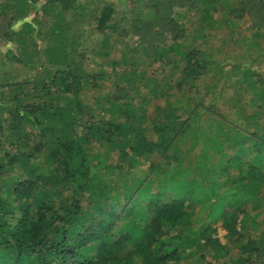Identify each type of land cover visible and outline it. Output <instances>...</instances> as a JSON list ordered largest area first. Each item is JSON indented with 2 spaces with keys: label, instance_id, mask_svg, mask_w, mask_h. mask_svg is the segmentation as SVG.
<instances>
[{
  "label": "trees",
  "instance_id": "16d2710c",
  "mask_svg": "<svg viewBox=\"0 0 264 264\" xmlns=\"http://www.w3.org/2000/svg\"><path fill=\"white\" fill-rule=\"evenodd\" d=\"M140 1L135 0L136 4ZM13 2L9 4L13 13L0 30V38L9 43L5 61L23 70L28 65L36 68L38 62L44 76L35 81L9 74V83L0 85L13 92L8 108L0 101V114L4 110L9 114V152L0 154V264H188V259L202 264L221 260L264 264V237H250L247 223V204L256 207L257 201H264V80L257 71L232 66L241 76L240 84L248 81L254 94L248 121L252 130L228 125L229 130L218 127L213 134H205L213 149L219 143L233 151L239 147L232 156L220 155L214 178L224 189L222 197L210 202L206 196L221 191L214 192L211 183L201 184L209 172L201 165L202 155L194 171L189 170L202 171L197 180L181 166L159 167L153 157L178 161L174 149L191 123L203 113H214L213 101L207 107L203 100L174 101L148 113L149 101L141 89L151 87L155 96L165 95L159 83L149 78V66L139 69L134 62L130 71L118 74L119 63L113 62L114 94L106 96L108 108L101 107L112 118L85 117L79 95L90 77L71 62L79 41L68 31V17L77 12L76 0L39 4L21 0L16 7ZM148 3L152 14H134L129 30H120L113 5L104 4L93 15L95 29L102 35V45H108L114 33L119 37L145 34L153 64L170 66L171 75H179L174 86L181 93L191 92L210 68L220 67L200 46L186 41V14H198L190 28L199 40H204L206 29H216L219 13L240 20L245 17L252 29L264 26V0H241L238 7L231 0ZM52 6L59 8L56 21L49 17L56 8ZM45 21L50 25L42 30ZM157 42L161 45L154 46ZM258 99L263 102L257 103ZM200 136L198 131L193 141ZM5 142L0 119V146L6 147ZM94 146L106 148L107 156L93 154ZM171 149L175 152L170 153ZM112 153L121 160L117 166L108 163ZM143 161L148 164L144 176L121 177L110 184L115 170L128 172ZM13 168L21 179L8 182L4 176ZM232 169L237 170L236 177L230 176ZM171 183L177 187L171 189ZM181 183L186 188L178 194ZM213 216L220 225L208 223ZM232 250L236 254L229 257Z\"/></svg>",
  "mask_w": 264,
  "mask_h": 264
},
{
  "label": "rangeland",
  "instance_id": "374dc122",
  "mask_svg": "<svg viewBox=\"0 0 264 264\" xmlns=\"http://www.w3.org/2000/svg\"><path fill=\"white\" fill-rule=\"evenodd\" d=\"M231 1L234 7H238V3L241 0ZM12 2L13 1L10 0H0V30L5 28L4 24L8 22L9 15L13 13L12 10H9V4ZM19 2H21V0H16L13 2V6H18ZM35 2L39 4L42 0H35ZM109 3L112 4L115 9L114 19L117 21L120 30H129L128 22H134V14L142 12L143 15H146L151 12L147 8V5L150 4L148 0H141L138 4H136L135 0H76V6H78L77 12L68 17L69 34L79 41L75 48L76 51L71 54V62L79 66L83 74L90 77L88 84L84 85L79 95L80 100L85 106L82 115L85 117L90 115L94 117L105 116L112 118L109 113L102 111L101 107L105 105V107L108 108L107 103H105L106 96L114 94L111 89V83L114 79L112 77L113 62L119 63L115 68L118 74L130 71L134 62L139 65V69L149 66V78H153L159 83V91L160 93L164 92L165 95L155 96L153 91H151V87L150 89L149 87L144 90L141 89L142 96L145 98L147 97L149 101L148 106H146V111L148 113L153 112L156 106H165L166 103L172 104L174 101L184 102L185 99H189L198 102L199 100H203V107H207L208 103L213 101L212 106L214 109L212 110H214V113L212 115L203 113L200 118L196 119L194 124L191 123L181 144L174 149L178 151V161L176 160V162L173 159L165 161L157 156L153 157V161L160 163L159 167L161 168L181 166L185 170L194 171L195 167L198 165V156L202 155L201 165H203L202 167H205V169L208 168L207 170H209V172L204 175L205 179H203L201 184L206 185L205 183H211L212 187H210L211 189L213 188L214 192L221 191L220 194L218 193L211 197L208 195L206 196V198L209 199L208 201H216V198L222 197L221 195L224 189H221L219 179L214 178L216 165H221L218 163V159H220L222 153H225L228 157L232 156L239 147L237 146L233 151V149L229 148L224 143H219L213 149V144L212 146L210 145L211 141H209L210 144L208 143V140L205 139V134H213L218 127H224L226 130H229L227 129L229 128L228 125L239 128L240 130L246 131L247 128L249 131L252 130L250 126L248 127V121L253 110L249 104L254 94L253 91L249 89L250 83H248V81L244 82L243 80L244 83L241 82L242 84H240L239 79L241 76L236 69H232V66L244 65L248 68L251 67L257 71L264 80V26L258 30L252 29L245 17L240 20L232 16L228 17V15L224 13H219L216 16V29H206L203 32L204 40H199L195 37L196 35L194 36V32L190 28V23L196 22L198 14L195 12L186 14V22L188 21V23H186L188 28V39H186V41L200 46L202 50L209 53L210 56L220 64V67L214 69L213 67L210 68L209 74L197 80L195 85L191 88V92L187 91L181 93L178 92L174 86L179 80V75H171L172 70L170 66L157 63L153 64L149 55V46L151 45L145 42L147 38L145 34L139 33L133 35L126 33L119 37L114 33L111 36L109 44L102 45V35L95 29L93 15H97L101 7ZM56 14H59V8L57 7L53 10V13H50L49 17H52L56 21ZM149 15L150 14H148V16ZM42 25L43 24H41V29L44 30L43 28H49L50 23L45 21L44 26ZM0 33H2V31H0ZM38 39L39 41L41 40V47H44L45 42L42 39V35L38 36ZM55 43L58 44V42H52V44ZM155 45H161V43H154V46ZM12 46L14 45L12 44ZM7 49H9V43L6 44L5 40L0 38V85H2V82L9 83L10 75L13 77L17 76L18 80L26 77L29 80L35 81L44 76L43 70L38 66V62L35 63L36 68L33 69L31 65H28V67L23 70L21 65L15 63L11 64L9 60L5 61L6 58L4 57V53ZM12 96L13 92L9 90V86L0 87V101L2 104L6 103L7 108L9 107V99ZM133 98L135 100L136 97ZM139 102L140 100L136 99V103ZM260 102L263 101L258 99L257 103ZM0 119L2 120V135L6 141L3 146L8 147L3 148L0 146V154H3L4 152H9V114L7 110L1 111ZM79 120L84 123V119ZM259 123H262L261 119ZM198 131L201 136L195 139L196 141H193ZM91 150L93 154L99 155L101 158L107 156V151L104 147L98 148L94 146ZM174 150L171 149L170 153L175 152ZM12 151L14 152L15 149L13 148ZM38 159H41V157ZM120 161L118 154L112 153L108 163L111 166H117ZM237 164H239V161H236L235 165ZM147 167L148 164L143 161L128 172L125 170L120 173L118 170H115L110 184L118 183L121 177L122 179L131 180L134 177L144 176L148 172ZM229 173L232 177H236L238 174L236 169L230 170ZM190 174L193 180H197L198 178L201 179L203 175L202 171H196V173L190 172ZM119 175L121 176L119 177ZM4 179L8 182L21 179L20 172L18 169L13 168L10 172L8 171L6 173ZM224 179L225 178L222 177L221 180L223 181ZM173 182H175V180H173ZM181 185L182 183L178 186L179 189H176L178 194L181 192L183 193V188H186L184 186L181 187ZM175 186L177 187V184H169L171 189L175 188ZM170 191L171 190H169V192ZM221 200L227 204V199L222 198ZM218 207L219 206H217V209H219ZM195 209L198 210L199 206H195ZM247 210L249 215L247 222L249 236L256 240L262 236L264 237V201H257L256 207L251 203L247 204ZM215 213L217 215L220 211H216ZM215 216H213V219H208L210 225L214 226V224L218 222L219 219L216 221V219H214ZM253 217L254 219H252ZM218 218L220 217L218 216ZM217 225H220V222H218ZM235 254V250H232L229 257H234ZM187 262L188 264H202L198 262L192 263L190 259H188ZM219 264L227 263H223V260H221Z\"/></svg>",
  "mask_w": 264,
  "mask_h": 264
}]
</instances>
